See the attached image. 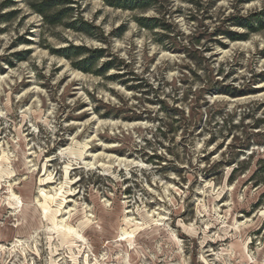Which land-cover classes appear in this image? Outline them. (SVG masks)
Returning <instances> with one entry per match:
<instances>
[{"label":"rangeland","instance_id":"rangeland-1","mask_svg":"<svg viewBox=\"0 0 264 264\" xmlns=\"http://www.w3.org/2000/svg\"><path fill=\"white\" fill-rule=\"evenodd\" d=\"M70 2L0 0V264H264V27L215 34L264 0Z\"/></svg>","mask_w":264,"mask_h":264},{"label":"trees","instance_id":"trees-1","mask_svg":"<svg viewBox=\"0 0 264 264\" xmlns=\"http://www.w3.org/2000/svg\"><path fill=\"white\" fill-rule=\"evenodd\" d=\"M28 2L29 6L47 25L51 27L63 25L68 29L93 37L90 31L92 28L90 23L73 18L74 7H70V0H28ZM103 2L113 9L144 13L154 7L155 0H103ZM135 20L143 29L154 30L160 27L165 31L167 30L166 25L163 23L164 21L155 17H138ZM263 21L264 10L259 11L258 14H249L245 17L231 16L230 19H227V22L246 30L248 33L244 35L225 29H218L215 34L225 36L230 41H243L247 38L248 34L259 32V28L264 27ZM69 51L71 54H69ZM59 53L67 59L71 57L80 58L75 64L78 65L81 71L87 74L93 73L97 75L99 73L100 76H103L106 72L118 66H116L114 61H105L102 63L99 72L93 70L94 63L104 57V49L87 50L81 46H73L71 48H62L59 50ZM224 93L231 97L237 95V93L230 91H224Z\"/></svg>","mask_w":264,"mask_h":264}]
</instances>
